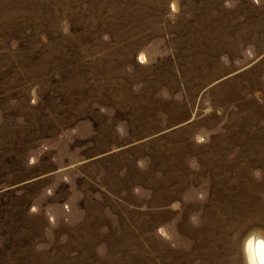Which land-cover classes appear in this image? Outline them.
I'll return each instance as SVG.
<instances>
[{"label": "rangeland", "instance_id": "374dc122", "mask_svg": "<svg viewBox=\"0 0 264 264\" xmlns=\"http://www.w3.org/2000/svg\"><path fill=\"white\" fill-rule=\"evenodd\" d=\"M256 238L264 0H0V264H252Z\"/></svg>", "mask_w": 264, "mask_h": 264}, {"label": "bare ground", "instance_id": "6f19581e", "mask_svg": "<svg viewBox=\"0 0 264 264\" xmlns=\"http://www.w3.org/2000/svg\"><path fill=\"white\" fill-rule=\"evenodd\" d=\"M253 242L256 243L255 239H252V241H250L249 246H248L249 253L252 256V264H254V263L260 264L259 261H261V260H257L256 257H261V259L264 261V253L262 252L260 247L257 246V244H254V247H253L252 246Z\"/></svg>", "mask_w": 264, "mask_h": 264}, {"label": "water", "instance_id": "95a60500", "mask_svg": "<svg viewBox=\"0 0 264 264\" xmlns=\"http://www.w3.org/2000/svg\"><path fill=\"white\" fill-rule=\"evenodd\" d=\"M255 241H257V245L259 246V247H261V250H262V252L264 253V244H263V240L262 239H255Z\"/></svg>", "mask_w": 264, "mask_h": 264}]
</instances>
